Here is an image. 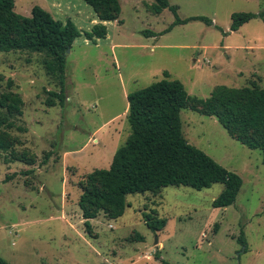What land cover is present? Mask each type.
Returning a JSON list of instances; mask_svg holds the SVG:
<instances>
[{
	"label": "rangeland",
	"instance_id": "1",
	"mask_svg": "<svg viewBox=\"0 0 264 264\" xmlns=\"http://www.w3.org/2000/svg\"><path fill=\"white\" fill-rule=\"evenodd\" d=\"M168 1L181 20L205 16L212 24H175L170 9L152 12L154 0H119V17L105 24L106 37L90 41L84 32L100 21L85 1L14 0L18 14L30 16L38 5L55 19H71L81 35L66 55L63 105L54 95L57 77L45 65L50 54L0 52V91L23 99L22 115L7 131L14 147L0 150V256L8 263L162 264L157 251L168 264H264L261 152L192 107L180 111L183 135L241 177L235 202L212 207L221 183L201 190L167 186L128 194L120 217L100 212L90 220L91 232L84 229L79 184L93 170L108 168L129 135L127 93L163 72L191 97L207 98L219 85L264 88V19L230 31L232 13H258L264 0ZM145 30L161 34L146 37ZM145 213L167 218L164 228H148ZM241 230L246 248L237 241Z\"/></svg>",
	"mask_w": 264,
	"mask_h": 264
},
{
	"label": "trees",
	"instance_id": "2",
	"mask_svg": "<svg viewBox=\"0 0 264 264\" xmlns=\"http://www.w3.org/2000/svg\"><path fill=\"white\" fill-rule=\"evenodd\" d=\"M83 1L94 9L100 21L84 32L85 38L90 41L105 38L107 28L102 22L118 19L121 11L119 0ZM150 8L153 13L170 9L175 15V24L189 19L212 24L205 16L181 20L176 13L178 7L168 0H154ZM255 17L264 19V7L258 13H232L230 31L238 30ZM143 34L155 37L161 33L145 30ZM80 35L81 32L69 18L65 21L55 19L38 5L31 8L30 16H22L15 12L14 0H0V52L30 50L50 54L52 59L45 65L57 77L59 91L54 95L59 105H63L66 99V49L71 48ZM163 76L127 93L129 135L115 151L108 168L93 170L79 184L81 193L77 204L87 233L91 232L90 220L100 212L109 219L120 217L124 212L125 198L131 193L154 192L163 187L181 185L201 190L221 183L223 189L213 199L212 207L223 208L235 202L242 185L241 177L186 140L180 118L182 109L192 107L200 114L214 116L231 137L249 149L260 150L264 165V88L219 85L209 97L198 98L191 97L183 83L170 79L167 72H163ZM12 85L13 80L9 78L7 87ZM51 105L54 106L55 102L52 101ZM22 106L23 99L19 93L0 91L2 151H11L14 147L7 131L15 127V117L22 115ZM144 222L156 232L164 228L167 218L145 213ZM237 241L246 248L242 230ZM154 258L168 264L157 251ZM0 264L10 263L0 256Z\"/></svg>",
	"mask_w": 264,
	"mask_h": 264
},
{
	"label": "water",
	"instance_id": "3",
	"mask_svg": "<svg viewBox=\"0 0 264 264\" xmlns=\"http://www.w3.org/2000/svg\"><path fill=\"white\" fill-rule=\"evenodd\" d=\"M69 51H70V48H67V49H66V54H68ZM155 242L157 243V238H156V241H155Z\"/></svg>",
	"mask_w": 264,
	"mask_h": 264
},
{
	"label": "crops",
	"instance_id": "4",
	"mask_svg": "<svg viewBox=\"0 0 264 264\" xmlns=\"http://www.w3.org/2000/svg\"><path fill=\"white\" fill-rule=\"evenodd\" d=\"M103 23H104V24H107V23H108V21H104ZM127 107H128V104H127L126 108H127Z\"/></svg>",
	"mask_w": 264,
	"mask_h": 264
}]
</instances>
